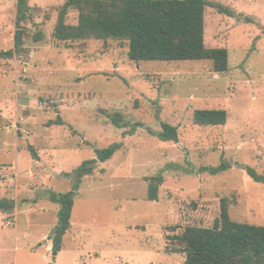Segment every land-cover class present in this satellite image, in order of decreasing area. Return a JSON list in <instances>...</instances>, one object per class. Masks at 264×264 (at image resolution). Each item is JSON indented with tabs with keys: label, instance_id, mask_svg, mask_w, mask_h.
<instances>
[{
	"label": "rangeland",
	"instance_id": "1",
	"mask_svg": "<svg viewBox=\"0 0 264 264\" xmlns=\"http://www.w3.org/2000/svg\"><path fill=\"white\" fill-rule=\"evenodd\" d=\"M64 1L28 0L22 50L0 59V199L19 209L16 219V208L0 214V264H181L167 235L212 226L223 197L232 220L264 225V184L244 169L264 174V0H207L234 13L204 12V43L227 49L226 73L210 61L133 62L125 40L58 41ZM16 3L0 0V51L14 48ZM77 15L70 9L66 23ZM198 108L225 109L226 123L194 125ZM102 110L130 126L115 127ZM133 123L142 126L124 136ZM162 123L177 127V142L158 139ZM114 141L122 147L81 179L53 255L45 250L57 221L49 194L71 190L64 173ZM222 159L227 170L199 172ZM157 175L158 200L149 201L146 178Z\"/></svg>",
	"mask_w": 264,
	"mask_h": 264
},
{
	"label": "trees",
	"instance_id": "2",
	"mask_svg": "<svg viewBox=\"0 0 264 264\" xmlns=\"http://www.w3.org/2000/svg\"><path fill=\"white\" fill-rule=\"evenodd\" d=\"M28 0H17L16 30L14 48L0 51V59L12 58L23 46L21 23L27 19L30 7ZM216 7L220 13L233 16V11L222 4H210L207 0H65L57 8V19L52 36L58 41L76 40H125L130 61H210L212 71L226 73L228 51L224 47H207L204 43V12L206 6ZM70 9L76 10V24L66 23ZM102 113L117 128L130 126L119 111ZM227 113L223 108H198L192 113V123L198 126H218L226 123ZM60 117L50 125L60 124ZM133 123L127 133L130 135L141 127ZM151 133V132H150ZM160 141H178L177 127L162 123L155 134ZM90 145L89 142H86ZM123 145L114 141L106 147H93L95 157L83 161L71 173H64L74 180L72 189L64 193L51 192L49 199L58 205L57 221L49 241L51 252L62 250L63 237L70 228L74 197L81 179L92 175L98 163L112 158ZM32 159H38L32 145H28ZM230 164L221 160L216 166L200 167L199 172L211 175L223 172ZM247 175L255 182L264 184V174L250 166L244 167ZM147 200H158V189L163 183L160 175L146 178ZM230 201L223 197L219 201V215L212 226L188 225L180 234L167 235L175 243L171 253L181 254V264H264V225L237 222L229 215ZM15 208L13 200L0 199V211L11 213ZM168 252V247H165ZM170 253V252H169Z\"/></svg>",
	"mask_w": 264,
	"mask_h": 264
},
{
	"label": "crops",
	"instance_id": "3",
	"mask_svg": "<svg viewBox=\"0 0 264 264\" xmlns=\"http://www.w3.org/2000/svg\"><path fill=\"white\" fill-rule=\"evenodd\" d=\"M27 204H29V202H26ZM32 203H33V201H32ZM53 203V202H52ZM54 204H56V203H54ZM57 205V204H56ZM30 206V208H27V209H31L32 208V205H29ZM15 208H16V211H15V217H14V219H16V216H17V214H18V212H19V209H18V206H16V204H15ZM26 209H24V211H25ZM28 210H26V212H27ZM57 211H58V205H57ZM0 214H9V213H4V212H1L0 211ZM13 214V213H12ZM45 238V235L44 236H42V239H44ZM49 239V238H48ZM51 248V243L49 242V241H47V244H46V248H45V250H47V251H49V249ZM58 254V253H57Z\"/></svg>",
	"mask_w": 264,
	"mask_h": 264
},
{
	"label": "water",
	"instance_id": "4",
	"mask_svg": "<svg viewBox=\"0 0 264 264\" xmlns=\"http://www.w3.org/2000/svg\"><path fill=\"white\" fill-rule=\"evenodd\" d=\"M53 255H56V252H54Z\"/></svg>",
	"mask_w": 264,
	"mask_h": 264
},
{
	"label": "bare ground",
	"instance_id": "5",
	"mask_svg": "<svg viewBox=\"0 0 264 264\" xmlns=\"http://www.w3.org/2000/svg\"><path fill=\"white\" fill-rule=\"evenodd\" d=\"M190 61V60H189ZM236 221V220H235Z\"/></svg>",
	"mask_w": 264,
	"mask_h": 264
}]
</instances>
